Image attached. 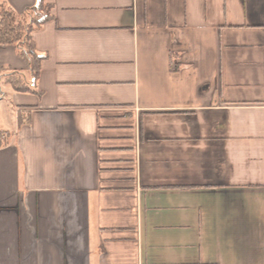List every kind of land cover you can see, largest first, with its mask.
<instances>
[{
    "label": "crops",
    "instance_id": "obj_1",
    "mask_svg": "<svg viewBox=\"0 0 264 264\" xmlns=\"http://www.w3.org/2000/svg\"><path fill=\"white\" fill-rule=\"evenodd\" d=\"M44 3L36 92L0 45V264H264V0Z\"/></svg>",
    "mask_w": 264,
    "mask_h": 264
},
{
    "label": "trees",
    "instance_id": "obj_2",
    "mask_svg": "<svg viewBox=\"0 0 264 264\" xmlns=\"http://www.w3.org/2000/svg\"><path fill=\"white\" fill-rule=\"evenodd\" d=\"M50 9L51 7L44 3V0H36L33 6L21 13L15 12L7 5H0V45L15 46L18 55L25 60L30 72L29 83L22 81L14 74L6 78V82L14 90L36 92L34 83L38 77L43 56L36 51L31 33L44 22L52 19ZM172 69L176 70L177 66H172ZM3 134L0 133V146L6 141L2 138Z\"/></svg>",
    "mask_w": 264,
    "mask_h": 264
},
{
    "label": "rangeland",
    "instance_id": "obj_3",
    "mask_svg": "<svg viewBox=\"0 0 264 264\" xmlns=\"http://www.w3.org/2000/svg\"><path fill=\"white\" fill-rule=\"evenodd\" d=\"M4 106L5 109L0 108V131L9 130L12 123L13 109L10 105Z\"/></svg>",
    "mask_w": 264,
    "mask_h": 264
}]
</instances>
